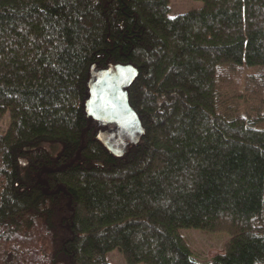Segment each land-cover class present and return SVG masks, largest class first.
Here are the masks:
<instances>
[{
  "label": "trees",
  "instance_id": "16d2710c",
  "mask_svg": "<svg viewBox=\"0 0 264 264\" xmlns=\"http://www.w3.org/2000/svg\"><path fill=\"white\" fill-rule=\"evenodd\" d=\"M113 65L120 158L84 110ZM0 264H264V0H0Z\"/></svg>",
  "mask_w": 264,
  "mask_h": 264
},
{
  "label": "water",
  "instance_id": "95a60500",
  "mask_svg": "<svg viewBox=\"0 0 264 264\" xmlns=\"http://www.w3.org/2000/svg\"><path fill=\"white\" fill-rule=\"evenodd\" d=\"M136 77L137 71L130 65H113L99 71L91 68L85 114L99 128L96 139L117 158L124 156L129 146L138 144L143 134L127 94Z\"/></svg>",
  "mask_w": 264,
  "mask_h": 264
},
{
  "label": "flooded vegetation",
  "instance_id": "af4514ba",
  "mask_svg": "<svg viewBox=\"0 0 264 264\" xmlns=\"http://www.w3.org/2000/svg\"><path fill=\"white\" fill-rule=\"evenodd\" d=\"M104 130V129H103Z\"/></svg>",
  "mask_w": 264,
  "mask_h": 264
}]
</instances>
